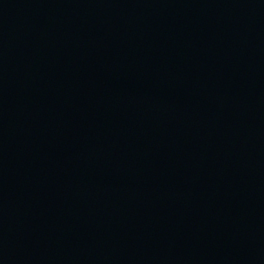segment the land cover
Masks as SVG:
<instances>
[{
  "label": "water",
  "instance_id": "95a60500",
  "mask_svg": "<svg viewBox=\"0 0 264 264\" xmlns=\"http://www.w3.org/2000/svg\"><path fill=\"white\" fill-rule=\"evenodd\" d=\"M0 264H264V0H0Z\"/></svg>",
  "mask_w": 264,
  "mask_h": 264
}]
</instances>
